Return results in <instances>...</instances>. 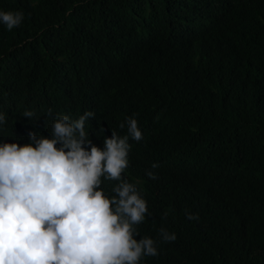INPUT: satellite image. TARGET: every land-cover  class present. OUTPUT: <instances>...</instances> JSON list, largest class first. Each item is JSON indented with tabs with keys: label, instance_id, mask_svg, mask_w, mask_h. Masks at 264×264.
Instances as JSON below:
<instances>
[{
	"label": "trees",
	"instance_id": "trees-1",
	"mask_svg": "<svg viewBox=\"0 0 264 264\" xmlns=\"http://www.w3.org/2000/svg\"><path fill=\"white\" fill-rule=\"evenodd\" d=\"M0 11L24 16L0 24V143L51 139L58 116L91 111L85 130L104 150L133 117L143 139L129 137L122 176L148 208L134 239L158 250L139 264H264V0H0ZM117 183L102 178L105 194Z\"/></svg>",
	"mask_w": 264,
	"mask_h": 264
},
{
	"label": "clouds",
	"instance_id": "clouds-1",
	"mask_svg": "<svg viewBox=\"0 0 264 264\" xmlns=\"http://www.w3.org/2000/svg\"><path fill=\"white\" fill-rule=\"evenodd\" d=\"M23 19L22 12L0 11V24L9 31ZM23 115L31 119L34 114ZM94 115L58 116L51 139L30 133L31 142L23 146L0 143V264H139L144 256L158 255L152 238L134 239V225L143 222L148 208L137 188L140 181L130 183L122 176L129 137L143 139L138 122L129 117L128 134L113 131L101 150L85 130ZM5 122L0 114V125ZM146 175L157 179L152 171ZM102 178L118 182L111 197ZM185 215L199 219L188 210ZM159 234L164 242L176 240L165 228Z\"/></svg>",
	"mask_w": 264,
	"mask_h": 264
}]
</instances>
